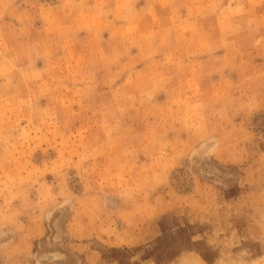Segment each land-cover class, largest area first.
<instances>
[{
  "label": "rangeland",
  "instance_id": "obj_1",
  "mask_svg": "<svg viewBox=\"0 0 264 264\" xmlns=\"http://www.w3.org/2000/svg\"><path fill=\"white\" fill-rule=\"evenodd\" d=\"M0 264H264V0H0Z\"/></svg>",
  "mask_w": 264,
  "mask_h": 264
},
{
  "label": "bare ground",
  "instance_id": "obj_2",
  "mask_svg": "<svg viewBox=\"0 0 264 264\" xmlns=\"http://www.w3.org/2000/svg\"><path fill=\"white\" fill-rule=\"evenodd\" d=\"M51 257V256H50ZM55 257V256H54Z\"/></svg>",
  "mask_w": 264,
  "mask_h": 264
}]
</instances>
